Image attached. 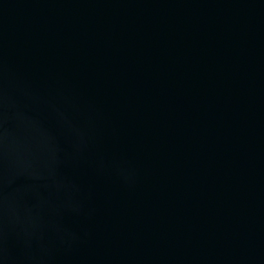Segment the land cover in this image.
I'll list each match as a JSON object with an SVG mask.
<instances>
[{"label": "water", "instance_id": "obj_1", "mask_svg": "<svg viewBox=\"0 0 264 264\" xmlns=\"http://www.w3.org/2000/svg\"><path fill=\"white\" fill-rule=\"evenodd\" d=\"M0 264H264V0H0Z\"/></svg>", "mask_w": 264, "mask_h": 264}]
</instances>
